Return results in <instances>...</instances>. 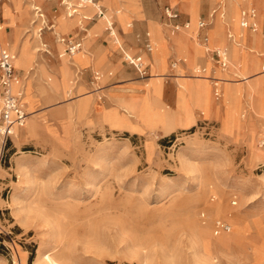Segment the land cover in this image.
I'll return each instance as SVG.
<instances>
[{
  "label": "rangeland",
  "instance_id": "rangeland-1",
  "mask_svg": "<svg viewBox=\"0 0 264 264\" xmlns=\"http://www.w3.org/2000/svg\"><path fill=\"white\" fill-rule=\"evenodd\" d=\"M43 1L59 9L46 29L58 37L57 76L36 60L35 52L42 47L38 25L32 20L37 16L33 6L41 8L51 22L40 3L0 0L5 20L0 22V43L15 56L20 82L12 90L22 93L27 115L13 135L5 140L0 137V264H48L46 255L58 264H264V84L260 81L264 40L261 49L246 47L244 39L251 31L240 26L241 12L255 10L246 20L255 25L253 43L261 37L264 6L260 0H238L235 14L229 10L230 1L224 0L226 24L214 20L205 29V43L197 38V20L204 19L217 0L170 1L187 14L188 31L168 33L176 54L169 64L162 51L164 40L151 20L146 22L151 59L125 49L116 26L123 32L129 30V13L137 10V0H95L104 15L96 19L97 24L105 28V16L110 19L118 43L108 31L107 37L118 50L121 67L136 72L128 62L139 55L150 65V75L144 68L143 74L136 72L134 77L145 82L142 94L131 88L109 92L113 107L95 109V122L79 120L86 117L88 94H93L98 105L110 106L105 93L122 84L111 65L93 69L88 76L70 68L89 60L84 51L91 33L83 28L87 19L81 17L89 19L95 9H80L79 15H71L72 26L62 27L61 16L69 11L61 0ZM11 7L19 20L22 17L20 32ZM122 16L126 17L124 25ZM180 20L185 19L180 16ZM156 21L167 29L161 20ZM7 26L11 28L8 34ZM75 27L87 38L81 40L78 52L68 54L59 36H67ZM240 32L245 33L243 38ZM181 35L193 41L200 58L188 57L187 44L179 42ZM209 41L227 56L223 67L227 69L217 73L223 80L222 96L217 87L193 74V69L208 66L200 45ZM21 57L26 59L24 64L18 61ZM43 57L48 64L53 61L52 55ZM248 58L255 65L248 66ZM181 62L190 65L189 74ZM213 68L221 67L212 63L200 75L216 76ZM34 74L44 82L38 85L40 93L61 90L62 97H67L64 102H48L65 103L64 120H29L37 104L31 91ZM164 78L176 84L174 110L160 100ZM78 81L86 83L89 93L78 94L77 104L67 106L68 96L84 90ZM204 89L214 103L212 112L199 104L197 92ZM192 109L201 121L194 122ZM209 118L216 122L205 120ZM30 123L35 125L32 133H28ZM221 224L227 229H221Z\"/></svg>",
  "mask_w": 264,
  "mask_h": 264
},
{
  "label": "crops",
  "instance_id": "crops-1",
  "mask_svg": "<svg viewBox=\"0 0 264 264\" xmlns=\"http://www.w3.org/2000/svg\"><path fill=\"white\" fill-rule=\"evenodd\" d=\"M92 1H95V0H92ZM170 1H172V0H151L149 2H146L145 0H137V3H138L137 4V6H138L137 10L129 13L130 21H131V26L129 27V30L127 32H123L119 26H116L117 33L120 35V37L122 39V43H124L126 46L125 49L126 48L130 49L132 51V54L133 53H139L141 55L142 53H145V55H146L145 57H146L147 61H149L151 59V56L148 55V51L146 49L147 44H148V40H147V36H146V31H147L148 27H147L146 22L148 20H151L156 24L157 32L160 34L161 38L164 40L162 51L165 53L166 63L169 64L170 61L175 60L174 58H175L176 54H175V52L171 46V43L169 42L168 33L176 32L177 28H181L182 25L185 23L187 24L188 16L184 11H179L176 9L175 6H171ZM37 2L40 3V6L44 9L45 13L50 17L51 22L45 17L43 12L41 11V8H38L39 10H37V11L33 10V12L35 14H37V16L34 17L32 15L33 16L32 20H35L36 26L38 25L37 28H39V31H37V32H38V34H41L40 40L38 42H39L40 46L42 47V48H37L38 51L35 52L36 53V60L41 61L43 63L45 70H47L48 72L53 73V74H55V76H57L56 72H57V68H58L57 67V65H58L57 59L58 58H57V50H56V46H55V40L58 37L46 29H49L52 26L53 17H55L57 14H59V9L56 8L55 10H53L52 7H50L48 4H46L43 0H37ZM237 3H239V2H235L234 6H233L234 10L237 7ZM88 7L93 9L92 6L91 7L86 6L84 9H86ZM204 8H207V7L204 6ZM101 10H103V8ZM165 10H169L170 12H172L175 15V17L172 19H167L165 17V13H164ZM215 12H216V9L213 8L210 12L207 13V15L204 19H198L197 20V23L199 21H203L206 24L205 27L202 29V31L197 32V34L199 33V34L205 36V29L209 26V21L211 20V18L213 17V14ZM11 13L15 16L14 24L19 28V32H20L21 25H22V17H20L21 20H19L18 19V17H19L18 12H15V10H13L12 7H11ZM95 14H96V11H94L93 13H90L89 14L90 18L87 20L86 23L83 24V28L86 31H89L91 33V36L89 38H87V35H85V32L79 31L77 27L69 30L70 32L68 33L67 36L66 35L65 36H63V35L59 36V38L72 40L73 42L78 43L79 44L78 49L80 47L81 40L83 38H87L86 51H84V52H86V55L89 57V60L85 64L83 63V60H80V62L71 65L70 68L72 71H74V70L84 71V73H85L84 75L88 76L89 73L93 72V69H96L98 67H103L104 65L107 64V65L114 66L113 72H115V78H119L120 82H122V84L119 87L111 88L105 93V97H106L105 101L107 103L108 102L110 103V106L109 105L106 106V103L104 105L103 104L98 105L93 94L89 93L87 91L86 83H84L82 81H78V84H80L81 88H83L84 90H82L80 93L74 92L71 96H68L71 99L69 98L70 101L68 103H66V105L67 106L70 105V106L74 107L77 104L76 96H78V94L89 93L88 94L89 100H88V105H87L86 117L83 119H79V120H83L85 122H87V118L90 119V122H95L96 112H97L96 110L98 108H100V107H102V108L113 107V102L108 98L109 92H111L113 90H117V89H129V88H131L136 93L142 94V85L145 83V82L141 83V82H139V80H136L134 78L136 75V72H132V71L126 72V70L121 67L119 62H117V59H118V52L117 51L118 50L109 44L106 29L104 28V26L102 24H97V21H96V19L102 15V11H101V15L99 17H97ZM147 14H148V16L149 15H151V16L148 18ZM27 15H28V11H27ZM82 16H85V15H82ZM180 16L182 18H184L185 20L181 21ZM85 17H87V16H85ZM146 18H148V19H146ZM157 18L163 22V25L167 29H164V27L161 25V23H158V21H156ZM1 21H5V20H3V18L0 15V22ZM124 21L126 22V17H124ZM24 24H26V17L24 20ZM79 24H80V22H79ZM65 26L70 27V26H72V24H69V23L66 24L65 23L64 27ZM173 26H177V28H174ZM197 30H198V28H197ZM4 31H5V33L8 34L9 32H11V28L7 26V27H5ZM246 31L249 32L250 30L246 29ZM143 33H144V38H145L144 43L146 42L144 44V47L142 45ZM31 38H32V35H31ZM31 38H29V39H31ZM42 40L44 41V43H42ZM262 40H264V22H263V26H262V35L257 40V42L253 43V41L250 39V37L247 36L244 39V44L246 47H250V46L255 45L258 49H261L262 45H263ZM179 42L181 45L187 44L186 50H187L188 57H190L192 59H198L199 58V56H200L199 52L198 51L195 52L194 44H193V41L191 39H189L185 35H181V36H179ZM43 51H47L49 54L45 53ZM212 51H214V50H212ZM212 51H210V52H212ZM210 52H209V59L212 62V60H211L212 54ZM47 55H50V56L52 55V57H53V61L51 62V64H50V62L48 64L44 60L43 56H47ZM135 57H138V56H135ZM249 61H250V59L248 58L247 59L248 66H250ZM180 65H181V68L184 71V73L189 74L190 65H187V64L182 63V62L180 63ZM110 70H112V69H110ZM13 71H14V74L17 76L20 74V71H18V70L15 71L14 68H13ZM145 71H146L147 75H150V65L149 64L145 67ZM146 81H148V78L146 79ZM38 85H44V82L38 77L37 74H34L32 76V81H31V91L33 93H35V95L37 96V104H36L35 108L33 109L34 110L33 115L29 117L30 118L29 120L34 121V122H44L43 120H46L45 122H58V120H64L66 118L65 117L66 106H64L65 103L64 104L57 103L55 105H50L48 102H52V101H56V100H62L63 98H67V97H62L63 95H62L61 90H57L56 92L48 91L47 94H44V93L42 94L38 90ZM191 86L192 85L188 84V87H191ZM160 89H161V97H160L161 102L164 103L165 105H167L170 109L174 110L175 109V98H176V84L173 81V79L171 78L170 81L166 80V78L162 79ZM60 102H64V100H62ZM45 104H49V105H46L43 108H38V106L45 105ZM38 110H39V112H37ZM212 111H214V107L211 106V112ZM190 114H194V122L195 123L201 121V119L199 118V114H198L197 110L192 109L190 111ZM72 116L74 117V114ZM74 118L76 120H78L76 117H74ZM205 120L216 122V120H214L212 118H209V120L208 119H205ZM203 122H205V121H203ZM175 129L185 130V128H182V127H176ZM169 133H171V132H169Z\"/></svg>",
  "mask_w": 264,
  "mask_h": 264
},
{
  "label": "bare ground",
  "instance_id": "bare-ground-1",
  "mask_svg": "<svg viewBox=\"0 0 264 264\" xmlns=\"http://www.w3.org/2000/svg\"><path fill=\"white\" fill-rule=\"evenodd\" d=\"M107 1V0H106ZM229 1H230V3H229ZM235 2H238V0H228V3H229V5H228V7H229V10H230V12L231 13H233V14H235V12H236V9L234 10V8H233V6H234V4H235ZM113 3V2H112ZM260 4H262L263 6H264V0H260ZM61 5H63L64 6V8L67 10V11H69V13L68 14H66V16H61V19H60V26H62V27H64V24L66 23H69V24H73V20H72V16L71 15H74V14H76V15H79V12H80V9H84V7H86V6H92L94 9H95V11H99V10H101V7L98 5V4H95V2L94 1H91V2H89V3H84V4H81V3H79V2H77L76 0H61ZM261 6V5H260ZM72 8H74V10H73V13H72V11H71V9ZM213 8H215L216 9V12H218V14L216 15V16H214V14H216V12L213 14V17L211 18V20L209 21V25H212V23H213V21L214 20H216V19H218V20H220V21H222V23H224V24H226L225 23V21H224V19H225V5H224V0H217V2H216V4H215V6L213 7ZM33 9H34V11H37V10H39L37 7H35V6H33ZM253 10V9H252ZM102 11V10H101ZM254 11L255 10H253V13H254ZM40 16V15H39ZM102 16H104L103 15V11H102V15L99 17V18H101ZM255 16V15H254ZM82 19H87L88 20V18L87 17H85V16H82L81 17ZM120 18H122V20L123 21H120L123 25L125 24V21H124V16H122V17H120ZM105 19H106V21H108V23H107V26L105 27V29H106V31H108V34H109V36L110 37H112L114 40H113V42L114 43H118V40H116V37H115V33H114V30H113V28H112V25H111V23H110V19L109 18H107L106 16H105ZM120 20V19H119ZM105 22V21H104ZM79 24V23H78ZM258 25V24H257ZM256 25V26H257ZM187 26V25H186ZM186 28H188V27H181V28H177V29H180V30H183V31H188V30H186ZM1 26H0V31H1ZM240 34H241V36H242V38H243V36H245V33H243V32H240ZM149 35L147 34V37H148ZM228 37L231 39L232 38V35L231 34H229L228 35ZM257 36L255 35V33L253 32V31H251L250 32V38H251V40H255L256 41V38ZM194 39L196 38V37H193ZM196 40V39H195ZM232 41H233V39H231ZM197 41V40H196ZM198 42V41H197ZM62 43V42H61ZM199 43V42H198ZM147 46H148V49H147V51L148 52H150L151 50H152V46H151V44L149 43V41H148V44H147ZM201 47H202V49L204 50V52H205V54H206V57H207V61H208V66H204V67H201V68H195V69H193V74L195 75V76H197V77H203L204 79H206L209 83H210V85H213V87L215 86V87H217L216 88V90H217V92L218 93H221V96H222V94H223V92H222V89H221V83H222V79L221 78H219L218 76H217V73H218V70L219 69H222V70H225V69H227V67L226 68H213L212 69V72L214 71L215 72V74H216V76H214V77H210V76H201L200 75V73H202V72H204L206 69H210V68H212V62L210 61V59H208L209 58V52L210 51H212V50H218V51H220V52H223L224 54H225V56H226V52H225V50L224 49H222V48H218V47H216V46H213V45H211L210 44V41L207 43V45H204V46H202V45H200ZM0 48L3 50V51H5V52H7L10 56H12V67L14 68V70L15 71H17L16 70V68H15V65H14V60H15V56H14V54H12V53H10V52H8V51H6L4 48H3V46H2V44L0 43ZM235 50V48H232L231 50H230V53H231V55L233 56V54H234V51ZM74 52H78V50H76V51H74ZM73 52V53H74ZM127 57H129V55H126ZM261 56V55H260ZM263 56V55H262ZM82 57V56H81ZM199 58H200V56H199ZM138 59H139V61H138V64H137V68L139 69V70H141V69H143V68H145L146 67V65H145V62H144V60H143V58H141L140 56L138 57ZM131 60H133V59H130L129 58V61H131ZM18 61L20 62V64H24L25 63V61H26V59L24 58V57H21V58H19L18 59ZM180 61V60H179ZM225 61L227 62V56L225 57ZM250 65H255V63H256V61L254 60V59H251L250 61ZM239 63V62H238ZM236 62L232 65L233 67H236ZM228 65V64H227ZM261 70L264 72V61H263V63H262V65H261ZM99 73H97V75H98ZM19 76V75H18ZM17 75H16V80L15 81H13V82H11L10 83V91L11 92H13V90H12V88H13V86L14 85H17L19 82H20V79H19V77H18ZM255 76V75H254ZM242 80H244L245 82H247V78H245V77H243L242 78ZM260 81H262L263 82V84H264V75H263V77L260 79ZM260 81H258V82H260ZM252 83L253 82H251V83H248L249 85V88H250V93H252V91H253V86H252ZM193 90V89H192ZM195 91V90H194ZM193 91V92H194ZM246 91V90H245ZM192 92V93H193ZM13 93H15V92H13ZM17 93H20L21 94V102H22V93L21 92H17ZM218 93L216 94V96H218ZM194 94V93H193ZM197 94H198V97H199V104H201V106L205 109V110H208V111H211V106L212 107H214V103H213V101H212V99L210 98V96H209V93H208V90H202L201 92L200 91H198L197 92ZM215 95V94H214ZM252 95V94H251ZM193 97H195V96H193ZM251 99V98H250ZM194 100V99H193ZM27 116V115H26ZM26 116H25V119H26ZM25 119H24V122H25ZM23 122V123H24ZM23 123H22V125H23ZM21 125V126H22ZM34 126L35 125H33L32 123H30L29 125H28V133H32L33 132V129H34ZM18 126H16V125H13L12 126V129H11V135H13V133H14V130H15V128H17ZM263 141V140H262ZM261 143H264V142H261ZM45 259H46V261L48 262V264H58L56 261H54L51 257H50V255H46L45 257H44Z\"/></svg>",
  "mask_w": 264,
  "mask_h": 264
},
{
  "label": "built area",
  "instance_id": "built-area-1",
  "mask_svg": "<svg viewBox=\"0 0 264 264\" xmlns=\"http://www.w3.org/2000/svg\"><path fill=\"white\" fill-rule=\"evenodd\" d=\"M77 2L84 4L89 3L92 0H76ZM74 8L71 9L73 13ZM165 17L167 19H172L175 15L169 10H165ZM253 10L245 11L241 13L240 26L250 31L255 30V25L252 22H247L246 17H253ZM97 17L101 15V11H96ZM186 23L182 27H186ZM205 22L199 21L197 23L198 32H201L205 27ZM177 28V26H173ZM197 38L200 42L205 43L206 37L201 34H197ZM65 46V52L68 54L73 53L78 49L79 44L73 42L72 40L60 38ZM148 49V46L146 47ZM212 54L211 60L218 67H225V54L218 50L210 52ZM138 57L129 61L128 64L131 65L137 73L143 74V69L139 70L137 68ZM16 80V75L14 74L12 68V56L0 48V137L5 140L11 135V129L13 125L20 127L25 119V112L23 110V104L21 102V95L19 93H13L10 91V83ZM221 229H227L226 224L220 225Z\"/></svg>",
  "mask_w": 264,
  "mask_h": 264
}]
</instances>
